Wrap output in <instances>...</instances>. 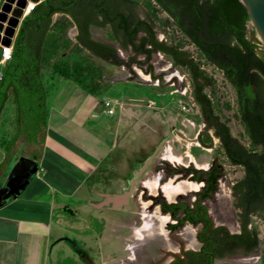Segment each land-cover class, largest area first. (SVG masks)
Listing matches in <instances>:
<instances>
[{
  "label": "trees",
  "instance_id": "1",
  "mask_svg": "<svg viewBox=\"0 0 264 264\" xmlns=\"http://www.w3.org/2000/svg\"><path fill=\"white\" fill-rule=\"evenodd\" d=\"M156 2V3H155ZM145 9L140 18L138 7ZM169 11L170 18L164 25H174L188 41L197 47L200 58L219 69L235 93L237 102L236 119L244 128L245 145L233 136L227 120H222L224 107L230 104L221 101L216 86H208L211 79L202 67L201 60H188L190 52L182 49L183 41L159 42L154 27L162 21L159 12ZM251 16L241 0H42L21 20L13 42L11 59L0 64V114L10 99L14 106L12 124L14 138L36 141L45 134L46 88L45 73L66 80H73L85 90L96 94L102 85L104 66L95 64L93 59L110 60L113 64L131 68L136 61H125L116 55L114 46L96 39L93 28L106 30L110 40L121 41L122 46H134L137 53L147 54L162 51L175 59V65L188 72L193 80V100L200 107L203 116L219 124L223 143L220 150L232 165L240 166L244 175L235 181L233 195L245 208L264 219V55H260L258 44L249 36ZM77 29L75 40L71 28ZM140 35V36H139ZM152 45V47H147ZM2 58L0 48V61ZM145 62L140 61V65ZM152 71V65L149 70ZM204 145H212L213 138L206 134L200 138ZM32 162L22 158L11 174L13 187L18 173L25 164ZM206 172H203V174ZM216 178V176L214 177ZM15 182L17 184H15ZM204 197H212L217 191L214 184ZM174 204L164 201L162 209L170 211ZM204 208V207H203ZM206 210V209H205ZM208 226L211 224L208 219ZM213 246H219L220 255L233 253L238 243L255 248L259 245L258 230L255 226L248 234H232L219 226ZM244 235V236H243ZM244 237V238H242ZM241 239V240H239ZM252 250V248H250ZM249 250V251H251Z\"/></svg>",
  "mask_w": 264,
  "mask_h": 264
},
{
  "label": "rangeland",
  "instance_id": "2",
  "mask_svg": "<svg viewBox=\"0 0 264 264\" xmlns=\"http://www.w3.org/2000/svg\"><path fill=\"white\" fill-rule=\"evenodd\" d=\"M30 1L32 0H26L23 5V0H2L0 14H7L6 19L0 18L3 28L14 26L15 23L17 33L20 22L25 16L24 7ZM9 5L11 9L7 11L6 7ZM16 8H21L20 16L16 15ZM137 9L138 15L144 17L145 9L142 6ZM159 16L162 21H158L155 26L158 38L172 43L183 41L184 49L188 50L193 57L201 60L202 67L211 78L209 80L212 83L216 81L221 101L230 104V108L224 107L221 119L227 120L232 134L245 145H248L249 141L244 136L243 127L235 117L237 102L232 85L226 81L219 69L200 58L195 45L188 41L174 25L163 24L164 20L169 19L165 12L160 11ZM76 32L75 28L70 29L69 34L72 39L75 38ZM94 35L99 40L112 43L117 50L119 59L128 60L134 55L130 48L125 50L121 48L118 41L109 40L106 30L95 29ZM249 36L257 42L259 54L264 55V42L252 23L249 24ZM134 57L139 62L144 61L143 55H134ZM93 61L95 64L101 63L105 69L102 85L97 89L96 94L81 86L77 87L74 81H67L63 78V82H60L62 78L50 71L45 73L46 82L44 85L49 92L57 87L76 90L71 99L72 104L77 107L76 111L80 117L89 112L93 100L97 99L101 109L98 115L102 114L104 122L111 125L117 123V115L108 114L105 107L106 100L116 97L119 102L124 101L129 106H136L137 117H132L130 121L136 122L137 128H135L136 130L131 129L133 123H129L128 134L126 135L124 123H121L117 135V147L114 149L111 162L112 164L120 162L121 168H115L116 174L114 172L111 177L112 180L105 186L111 191L118 188L119 182L115 177L120 171L125 181V185H122L120 190L129 192V201L127 207L122 210L90 207L82 209L83 211L80 210L79 212L88 219L91 227L87 232L81 230L66 231L65 235L69 240L63 241V245L58 248L59 264H86L79 256V250H84L95 260L101 256L103 264H121L124 262L125 264H150L153 260H158V264H167L174 254L171 252L174 238L167 227L170 216L165 214L160 207L152 209L154 200L149 194L159 195L161 190L162 194H165V200L173 202L177 194L188 195L199 186L188 182L190 181L189 178H185L177 185H174L172 181L163 180L164 172L156 171L154 166L164 161H170L177 165L194 163L195 166H208L214 156L219 155L226 176L220 179L217 192L205 203L214 224L224 225L232 232L237 231L239 228L238 210L234 204L231 187L236 180L244 175V172L240 166L231 165L224 157L220 150V142L216 137L213 136V143L208 148L204 146L202 148L199 145L197 134L199 130L204 129V120L193 100L190 87L175 88L174 85L167 83V80L173 76H178L189 83L187 72L183 68L172 65L170 58L161 52L154 53L149 64L152 65L157 75H161V83L157 79L151 80V76L146 71L149 70L146 63L143 65L132 63L131 68H129L98 58L93 59ZM11 106L12 101L9 102L8 109L3 114L4 121L11 113L10 110H14ZM11 138L13 136L8 137L10 142ZM8 139H3L6 141V146L9 142ZM24 151L25 147L21 145L16 151H13L12 156L15 157L19 153L24 154ZM149 158L150 161L146 164ZM132 165H138L137 172H140L134 181H132L134 174L130 168ZM180 178L182 177H178L176 180ZM128 180L133 183H129ZM140 184L148 187L149 193L147 195L142 191V188L140 189ZM8 189L4 194H8ZM4 194H0V199ZM252 220L257 227L260 241L257 250L250 255L239 251L231 256L217 259L216 264H264V219L255 215ZM195 236L196 231L187 227L184 233L178 235L175 240L176 249L179 250L184 241H191L190 245L197 248L199 243L196 242ZM55 243L56 241H53V244ZM127 256H136L137 259L131 260Z\"/></svg>",
  "mask_w": 264,
  "mask_h": 264
},
{
  "label": "crops",
  "instance_id": "3",
  "mask_svg": "<svg viewBox=\"0 0 264 264\" xmlns=\"http://www.w3.org/2000/svg\"><path fill=\"white\" fill-rule=\"evenodd\" d=\"M95 29L100 28H93V35ZM76 86L80 87L78 83ZM63 88L46 90L45 134L33 142L20 137L11 143L9 152L3 139L14 138V110H10L5 121L3 114L10 99L0 114V194L6 193L7 187L9 192L2 198L12 191L15 193L10 201L0 204V264H59L58 248L63 241L69 240L66 231L87 232L91 227L80 210L88 207L122 210L127 207L129 200L123 203L125 191L120 190L125 185L120 171L115 177L119 187L111 191L105 186L112 180L114 172L116 174L115 168H121L120 162L111 163L121 123H124L126 135L129 123H133L131 129L137 128L136 122L130 121L137 117L136 106L119 102L116 97L110 98L119 104L114 113L117 123L111 125L104 122L102 114L98 115L101 109L97 99L93 100L86 115L78 116L71 99L76 90ZM11 107L14 109L13 104ZM21 145L25 147L24 154L12 156ZM22 158L32 162L25 164L16 176L17 181L34 174L13 187L10 185L13 182L11 174ZM130 168L134 181L135 176L140 175L137 172L139 166ZM132 181L128 180L129 183Z\"/></svg>",
  "mask_w": 264,
  "mask_h": 264
},
{
  "label": "flooded vegetation",
  "instance_id": "4",
  "mask_svg": "<svg viewBox=\"0 0 264 264\" xmlns=\"http://www.w3.org/2000/svg\"><path fill=\"white\" fill-rule=\"evenodd\" d=\"M163 12H165L172 21H175V17H173V15H171V13L169 11L164 10ZM139 17L144 18L145 16L144 17L139 16ZM154 31H155V38L157 41H159V42L166 41V40H161L158 38L157 31H156L155 27H154ZM121 39L123 40L122 37L120 38V40ZM122 40L119 41L121 48H123L125 50L130 48L134 55H143L144 56V62L146 64H148V66L151 63V60L153 58L154 53H156V52L164 53L162 51L152 52L150 59H148L147 54L135 52L134 46H132V45H127V47L122 46V44H121ZM168 44H170V42H168ZM192 44H194V43H192ZM147 47H152V45H147ZM195 47H196V45H195ZM182 49H184V47ZM184 50H186V49H184ZM164 54L167 55L166 53H164ZM116 55H117V50H116ZM134 55L130 57L131 59L129 58L130 61L134 59L136 61L135 63H140L137 60V58L134 57ZM167 56L170 58L172 65L179 67V66L175 65V59L174 58H172L169 55H167ZM129 59L125 60V61L128 62ZM112 60H113V58H110V60H108V62H110ZM188 60L198 61L199 59L193 57L192 55H189ZM179 68H181V67H179ZM147 74H149L151 76V80L157 79L161 83V80H162L161 75H157L155 73L153 67H152V71L151 72L148 71ZM187 74L189 75V83L185 82L184 79H182L178 76H173V77L169 78L167 80L168 81L167 83L174 85L175 88L190 87L191 93H192L193 92V80H192L191 75L188 72H187ZM205 79H206L208 86L213 85L212 81H210L207 78H205ZM236 98H237V96H236ZM198 108H199L201 117L204 120V129L202 128L201 130H199L198 134H197V141L199 142V145L202 148H203V146L206 148L211 146V145H204L203 141L200 140V138L201 137L203 138V136L205 137L207 133L210 134L212 136V138H213V136L216 137L219 140L220 145H221L223 143V141H222L223 131L221 130L219 124L210 121L209 117H204L199 106H198ZM243 130H244V128H243ZM224 157H226V156L224 155ZM235 166H238V165H235ZM154 169L156 171L157 170L163 171L164 175L162 176V179L166 180V181H172V183H174V185H177L181 181H184L185 178H189L190 181H188V182L197 184L199 186L196 190H192L193 192H191L188 195L183 194V193L177 194L175 196V201L168 202V203L174 204L170 208V211H168V212H164L162 209V203L166 200H165V194H162L163 192H161V190L159 191V195H153L151 193L149 194L150 197L154 200L153 204H152V209L160 207V209L165 214H169V216H170V220L167 224V227H168V231L173 235V238H174V241H173L172 247H171V252H173L174 254L170 258V260L168 261L167 264H216L215 261L217 259H221V258H225L227 256H231L232 254L237 253L239 251L243 252L246 255H250L257 250L258 247L257 248H255L254 246L250 247L251 246L250 242H248L247 245L238 243V245L234 249L233 253L226 252V254L224 256L220 255L221 253L219 252V249H218L219 246L218 247L214 246L212 249L207 250V249H209L210 246L212 247L214 242H215L214 239L216 238L217 234L214 231L219 226L225 227L224 225L214 224L212 217L210 215V211H209V209L205 203V201L208 199H211L217 191L213 194L212 197H204V194L206 193V191L209 187V185H208L209 182H210V184L211 183L214 184L218 190V185H219L220 179L223 178L224 176H226L224 173V166L220 162V156L219 155H215L208 166H203V165L202 166H195L194 163H190L189 165H183V164L177 165L175 163H171L170 161H164L161 164H156L154 166ZM203 172H206V173L203 174ZM215 176H216V178H214ZM135 177L137 178L138 176H135ZM178 177H182V178L176 180ZM234 183L232 184V186L234 185ZM139 187H140V189L142 188V191L146 195L149 193L147 186L140 184ZM232 195H233V188H232ZM233 198H234L235 207L238 210L239 228L235 232L230 231L227 227H225V228L232 234H244L245 235V234L251 233L255 227V225L253 224V220H252V217H254L255 215L253 213L247 214L245 211V208L243 206L237 205L239 203L238 202L239 200L237 198H235L234 195H233ZM206 219H208L211 223L209 226H208V222L206 221ZM187 227H191L193 230L196 231L195 240H196V242L199 243V246L196 248V247H193L192 245H190L191 241L190 242L184 241L183 244L181 243L180 249L177 250L176 249L177 244H176L175 240L178 238V235L184 233V230ZM242 238H244V237H242ZM239 240H241V239H239ZM259 243H260V241H259ZM250 248H252V250ZM249 250H251V251H249ZM78 254L85 261L86 264H103L101 261V256H99L98 260H95L84 250H79ZM127 257H128V259H131V260L137 259L136 256H133V257L127 256ZM158 263H159L158 260H153L150 264H158ZM111 264H113V263H111ZM121 264H125V262L121 263Z\"/></svg>",
  "mask_w": 264,
  "mask_h": 264
},
{
  "label": "water",
  "instance_id": "5",
  "mask_svg": "<svg viewBox=\"0 0 264 264\" xmlns=\"http://www.w3.org/2000/svg\"><path fill=\"white\" fill-rule=\"evenodd\" d=\"M1 1L2 0H0V3H1ZM25 1L26 0H23V2H24L23 5L26 3ZM32 1L39 2L40 0H32ZM241 1L248 8V11H249L250 16H251V23L253 24V26L255 27L256 31L259 33L261 39L264 42V0H241ZM10 9H11L10 5L8 7H6L7 11H9ZM16 9H18V8H16ZM16 9H15L16 15L20 16L22 10L17 13ZM6 17H7L6 13H1L0 14V18L3 19V20L6 19ZM12 19H14V18H12ZM14 20L18 21L16 19H14ZM13 25L16 26L15 23ZM2 28H3V24L0 22V31L2 30ZM149 161H150V158L146 161V164ZM141 170H143V168H141ZM33 174H34V172L32 174H30V176H28L27 179H29V177H31ZM14 194H15L14 191H12L9 195H7L4 198H2V200H0V204H3L5 202H7V201H10L14 197ZM122 200H123V203H125V202H127L129 200V192L128 191L124 192Z\"/></svg>",
  "mask_w": 264,
  "mask_h": 264
},
{
  "label": "built area",
  "instance_id": "6",
  "mask_svg": "<svg viewBox=\"0 0 264 264\" xmlns=\"http://www.w3.org/2000/svg\"><path fill=\"white\" fill-rule=\"evenodd\" d=\"M38 2L30 1L26 4L25 13L26 15L32 9H34L35 5ZM16 34V26H5L2 31H0V48L2 53V58L0 64H3L7 60L11 59L12 50H13V42ZM119 104L116 100L108 99L105 101V107L107 112L110 114H114L117 110Z\"/></svg>",
  "mask_w": 264,
  "mask_h": 264
},
{
  "label": "bare ground",
  "instance_id": "7",
  "mask_svg": "<svg viewBox=\"0 0 264 264\" xmlns=\"http://www.w3.org/2000/svg\"><path fill=\"white\" fill-rule=\"evenodd\" d=\"M21 11V8H18V9H16V12L18 13V12H20ZM176 187V186H175ZM175 187H174V189H175Z\"/></svg>",
  "mask_w": 264,
  "mask_h": 264
}]
</instances>
